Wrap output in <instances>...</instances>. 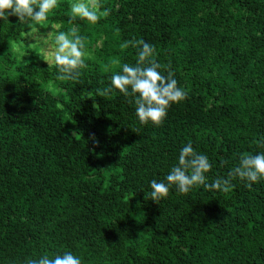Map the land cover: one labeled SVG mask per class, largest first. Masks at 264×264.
Listing matches in <instances>:
<instances>
[{"label":"trees","instance_id":"trees-1","mask_svg":"<svg viewBox=\"0 0 264 264\" xmlns=\"http://www.w3.org/2000/svg\"><path fill=\"white\" fill-rule=\"evenodd\" d=\"M59 2L60 6L49 19L68 21L70 0ZM109 5L113 9L106 20L117 23L121 29L135 26L138 31L132 39L142 38L152 44L158 62L165 66L161 72L167 75L171 71L178 86L188 93L186 100L170 107L163 125L157 127L162 133L156 138L166 140L153 142L156 139L153 125L139 122L135 103H129L130 97L118 91L108 97L95 94L96 89L109 86L111 78L68 85L70 92L64 104L72 131L80 134L72 142L74 163L78 166L81 157L91 159L92 148L109 157L113 154L107 143L110 135L107 126L111 122L123 124L119 128L123 133L129 131L130 140L123 142L129 152L137 150L135 154L141 160L138 167L144 177L125 190L117 186V193L130 192V201L140 205L148 215L149 238L144 249L134 251L129 255L130 261L124 264H264V180L253 184L251 190L245 182L236 179L227 193L209 192L198 186L188 194H180L172 186L165 199L154 202L149 195L151 181L165 180L177 165L181 148L189 142L210 161L211 170L206 174L209 183L216 177L227 176L243 153L264 152L258 143L264 140V0H115ZM14 20L15 17H9V23L0 21V40L9 34ZM105 40V45L117 52L124 42L122 38ZM134 51L121 64L134 65L137 55ZM113 69V72L120 70ZM201 75L210 79L208 88L224 86L221 95L213 101L203 97ZM247 77L250 83L244 97L260 103L255 119L248 118L242 109L233 110L232 105L230 111L233 110L234 116L226 119L234 120V124H228L221 133V124L214 126L217 114H224L218 102L232 94L238 98L244 88L242 78ZM13 107L8 112L10 117L15 118L24 111L26 116L34 118L50 107V101L27 98ZM240 130L243 133L237 134ZM135 135L139 141H133ZM93 136L99 141L98 147L90 139ZM2 161L5 165L9 163L8 159L2 158ZM108 164L114 168L116 163L108 160ZM31 165H25L23 182L26 192L33 194L29 202L17 200V196L11 195V189L0 183V264H25L27 257L62 254L55 232L47 229L50 225L66 228L72 245L79 243L87 251L98 252L96 247L104 244L103 237L89 230L99 201L95 184L90 186L89 193L84 188L83 176L78 180L80 171L71 180L66 174L38 170L34 173ZM71 192L77 196L76 204L80 208L69 216V204L63 197L74 202L67 196ZM33 196V203L40 209L52 207V215L44 219L32 213ZM130 226V223L124 226L123 236L129 234ZM117 236L119 240L123 238ZM66 249L72 252L70 247ZM103 251H106L104 247ZM98 256V259L103 257Z\"/></svg>","mask_w":264,"mask_h":264},{"label":"rangeland","instance_id":"rangeland-1","mask_svg":"<svg viewBox=\"0 0 264 264\" xmlns=\"http://www.w3.org/2000/svg\"><path fill=\"white\" fill-rule=\"evenodd\" d=\"M107 1L109 3H106L105 7L113 9L109 4L115 0ZM77 21L80 20H76L74 23L77 24ZM52 24L62 25L60 29L62 31H66L72 26L69 24V20L55 22L48 19L46 23L38 27L41 32H47ZM78 25L80 34L87 37V47L93 54V59L86 61L88 68L82 70L78 82L56 80L58 75L56 66L52 64L48 67L44 62L45 57L40 48L26 46L28 38L24 34L25 29L17 23L16 17L11 24L9 34L0 40V183L11 189L13 193L11 195L17 196V200L20 199L27 203L32 193L30 191L27 193L23 184L24 174L27 171L24 169L25 165H34V173L38 170L41 173L47 172L53 175L66 174L71 180L76 179L80 171L78 180L80 181L83 176L84 188L89 193L91 192L90 186L95 184L94 188L97 191L95 193L99 197L89 230H95L92 232L101 235L103 237L102 242L106 246L104 244L97 246L98 252L87 251L80 247L79 243L77 245L71 244L68 235H66V228L65 230L59 226V229H56L50 225L47 229L55 232L59 248L62 247L61 249L65 251L66 248L70 247L72 253L81 258L82 264H124L126 261H130L129 255L134 251L137 253L144 249L145 242L149 238L148 215L144 213L140 205L130 201L132 198L130 192L123 195L117 193V186L125 190L126 186L134 185L144 177V173L139 172L138 164L141 163V160L135 154L138 151L129 152L128 147L125 146L126 142L123 141L130 140V135L129 131L123 133L124 130L119 129L123 124L111 122L107 126L110 131V135L107 136L109 138L107 143L113 149V154L110 157L114 160H111L105 152L102 153L98 148H94L95 151L93 152L92 148L90 151L91 159L85 160L81 157V162L77 166L73 158L75 153L72 152L75 145L72 142H74L75 137L72 136L71 121L64 103L69 95L68 85L98 79L106 81L111 78L108 75L114 69L105 71V64H108L113 57H119L122 62L126 57L130 59L133 56L135 51L132 48L117 52L111 49L110 45H105L107 37L111 39L122 38L123 41L130 40L138 30L135 26L129 25L121 29L117 23L111 24L106 19H101L95 26L89 25L85 21H80ZM117 29H119L118 34ZM24 62H27V65ZM204 77L202 75L200 77L202 79L201 84L204 86L203 97L207 96V101H213L218 95H221V89L224 86H219V89L208 88L210 86L208 80L210 79L207 80ZM242 80L244 88L238 98L232 94L218 102V105L223 108L224 114H217L214 119V126L216 127L220 123L222 126L221 133L224 132L223 128H226L228 124H234V120L226 119L227 116H234L233 110L239 112L242 109L248 118L253 119L259 110V101H252L249 97H244L250 78H242ZM230 97H233L234 101H230ZM27 98L30 100L48 98L50 107L34 118L26 116L24 111L19 112L15 118L10 117L8 112L14 109L13 106ZM232 105L234 106L231 113L230 107ZM153 130L156 132L155 138L162 133L155 126H153ZM218 132L220 130L216 132L217 135ZM236 132L237 134L243 133L242 130ZM132 139L139 141V136H132ZM159 139L166 140L165 137H158L153 142ZM113 143H116L115 147L112 146ZM2 158L8 159L9 163L5 165ZM108 160L116 163L114 168H110L111 165L108 164ZM96 168L98 173H96ZM19 171L20 173H18ZM67 196L74 200L73 202L63 197V200H67L69 204L68 214L69 216L74 215L80 208L76 204L77 196L73 192ZM33 198L34 196L30 202L34 210H30L32 213L35 212L36 215L44 219L48 215H52V207L50 209L44 206V209H40L36 202L33 203ZM62 203L64 204V202ZM121 219H123L122 222L119 221ZM128 223L131 224V231L128 235L123 236L126 230L124 226ZM115 225L118 227L115 228ZM65 235L66 237L63 238ZM88 235L95 236L91 232H88ZM117 235L123 238L119 240ZM99 238H96L97 243H99ZM119 243L122 245L120 246ZM117 246L120 247L117 248ZM103 247L106 249L105 253ZM100 251L103 253L99 254ZM98 255L103 257L98 259Z\"/></svg>","mask_w":264,"mask_h":264},{"label":"clouds","instance_id":"clouds-1","mask_svg":"<svg viewBox=\"0 0 264 264\" xmlns=\"http://www.w3.org/2000/svg\"><path fill=\"white\" fill-rule=\"evenodd\" d=\"M59 6V0H0V21L9 23V17H16L17 23L25 29L24 34L28 38L26 46L40 48L48 67L52 64L56 66V80L78 82L82 70L88 68L86 61L93 59V54L87 47V37L80 34V27L74 21H85L95 26L101 19L109 17L112 9L105 7L102 0H70L69 24L72 26L62 31V25L52 24L49 31L41 32L38 26L46 23ZM116 32L118 34L119 29ZM120 48L136 50V63L121 64L119 57H113L105 64L104 70L111 71L114 67H119L120 70L113 72L109 86L96 89L95 94L108 97L118 91L122 96L131 98L129 103H135L136 115L142 125L151 123L155 127H161L170 107L187 99V91L178 86L171 71L167 75L161 72L165 66L158 62L157 52L152 44L142 38H133L121 43ZM24 64L27 65V62ZM95 106L97 105H93ZM78 135L80 134L72 132L73 137ZM90 139L95 146H99V141L94 136ZM258 143L260 147H264V140ZM210 170L208 157L194 150L191 142L187 143L180 150L177 165L165 180L151 181V200L156 202L167 198L172 186L180 194H188L198 186L209 192L227 193L233 187L232 181L236 179L245 182V186L251 190L253 184L264 180V152L243 153L227 176L216 177L209 183L206 174ZM25 264H82V261L66 250L62 254L45 253L38 258H28Z\"/></svg>","mask_w":264,"mask_h":264}]
</instances>
